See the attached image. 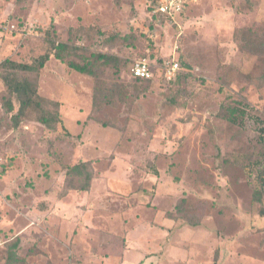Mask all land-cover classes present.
Wrapping results in <instances>:
<instances>
[{
	"label": "rangeland",
	"instance_id": "obj_1",
	"mask_svg": "<svg viewBox=\"0 0 264 264\" xmlns=\"http://www.w3.org/2000/svg\"><path fill=\"white\" fill-rule=\"evenodd\" d=\"M150 2L0 0V63L33 61L49 38L72 47L38 76L60 103L57 129L35 114L13 128L0 104V264H264V61L248 48L264 41V0H191L179 24L152 19ZM96 52L123 59L104 76L126 91L113 105L97 106L95 79L76 69ZM144 55L187 73L138 82ZM81 161L87 191L66 174Z\"/></svg>",
	"mask_w": 264,
	"mask_h": 264
},
{
	"label": "trees",
	"instance_id": "obj_2",
	"mask_svg": "<svg viewBox=\"0 0 264 264\" xmlns=\"http://www.w3.org/2000/svg\"><path fill=\"white\" fill-rule=\"evenodd\" d=\"M49 33V32H48ZM50 51H47L33 61L22 62L16 61L11 58H6L0 63L1 77L5 84V95L0 99L3 117L9 120L13 128L18 127L24 120L29 118L30 115L35 114V119L46 128L55 130L58 124L62 122L60 115L59 101L48 99L41 96L39 92L38 76L44 68L46 62L50 59L51 55L61 59L63 54L72 49V47L64 42H57L49 38ZM248 48H253L254 53L262 55L264 61V41H257L249 43ZM92 59L85 64L77 66V70L83 74L93 77L96 81V93L94 95V103L97 106L102 104L113 105L117 100H123L126 96V91L121 90V86H114V84L106 85L104 76L108 69L120 68L123 59L119 56L110 53L96 52L92 53ZM180 61V60H179ZM132 64V63H131ZM182 70L176 78V81L187 72L183 69V64L180 62ZM131 67V65H130ZM131 74V73H130ZM158 74L152 79L134 78L138 82H151L156 80ZM162 77V76H161ZM119 87V88H118ZM99 91V92H98ZM247 113L246 108L242 104L228 106L224 114L232 124H241L242 119ZM261 121L259 118H256ZM3 121L2 119L0 122ZM1 124V123H0ZM67 135H71L69 132ZM260 141L264 143V128H261ZM264 173V171H263ZM66 174L70 177L69 185L74 188L73 178H79V186L75 187L80 190H89L91 187L94 171L92 164L89 161H81L73 164L67 168ZM264 184V178L262 179ZM264 196V188H258L254 192V198L261 201ZM184 199L181 203H184ZM197 225L199 222H193ZM19 240L10 244L8 260L10 262L18 259L16 249L18 248ZM8 264H10L8 262Z\"/></svg>",
	"mask_w": 264,
	"mask_h": 264
},
{
	"label": "built area",
	"instance_id": "obj_3",
	"mask_svg": "<svg viewBox=\"0 0 264 264\" xmlns=\"http://www.w3.org/2000/svg\"><path fill=\"white\" fill-rule=\"evenodd\" d=\"M191 0H151L149 5V15L152 19L165 21L167 23L179 24V18L187 10ZM158 67L162 78L166 82L176 80L182 70L179 58L174 57L171 60L164 61L157 65L153 62L150 55H144L136 58L130 67V73L134 78L152 79L158 74ZM5 240L0 235V246Z\"/></svg>",
	"mask_w": 264,
	"mask_h": 264
},
{
	"label": "crops",
	"instance_id": "obj_4",
	"mask_svg": "<svg viewBox=\"0 0 264 264\" xmlns=\"http://www.w3.org/2000/svg\"><path fill=\"white\" fill-rule=\"evenodd\" d=\"M183 15H185V13L183 14ZM182 18V17H181ZM181 18H179V20L181 19ZM153 256H149L148 258L150 259V261L148 260V258L145 260V261H143L141 264H147L148 263V261L151 263V258H152ZM136 263V262H135ZM134 263V264H135Z\"/></svg>",
	"mask_w": 264,
	"mask_h": 264
}]
</instances>
